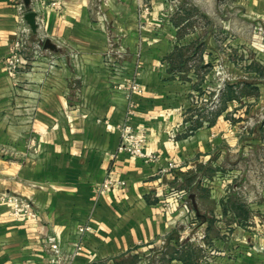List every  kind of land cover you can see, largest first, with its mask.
<instances>
[{
    "label": "crops",
    "instance_id": "0c3cea01",
    "mask_svg": "<svg viewBox=\"0 0 264 264\" xmlns=\"http://www.w3.org/2000/svg\"><path fill=\"white\" fill-rule=\"evenodd\" d=\"M244 1L246 16L264 25V0ZM19 3L26 14L37 13V32L20 19ZM140 4L0 0V192L31 199L38 212L36 220L19 218L0 206V264H49L55 241L60 264H137L139 254L189 234L181 230L183 213L169 196L176 188L195 194L197 222L219 250V264H264V186L255 187L251 168L242 170L243 181L248 175L254 181L247 184L253 193L247 200L240 184L231 190L219 179L209 186L203 182L225 166L235 172L252 155L247 143L264 138L247 136L243 143L224 112L211 127L181 133L194 82L187 81L190 74L171 71L179 67L175 60L170 69L161 62L190 45L188 37L177 39L185 23L166 20L159 6L147 12L140 42L145 90L128 93L114 86L125 75H113L105 53L111 38L124 32L123 42L136 52L139 20L133 6ZM22 23L32 40L41 41L43 53L30 54L14 78L4 59ZM126 125L146 134L145 148L157 160L145 162L119 149ZM107 178L125 184L99 189ZM83 226L91 229L81 233ZM168 264L186 263L174 257Z\"/></svg>",
    "mask_w": 264,
    "mask_h": 264
},
{
    "label": "rangeland",
    "instance_id": "374dc122",
    "mask_svg": "<svg viewBox=\"0 0 264 264\" xmlns=\"http://www.w3.org/2000/svg\"><path fill=\"white\" fill-rule=\"evenodd\" d=\"M95 3L99 6L102 0H95ZM156 6L165 9L166 20L171 18L175 22L185 23L186 26L178 31L177 39L188 37L190 43L172 58L161 62L162 66L170 69L171 62L175 60L179 67L171 71L177 75L190 74L192 79L187 81L194 82L191 108L185 111L181 133L192 135L200 127H211L217 116L224 112L226 119L231 122V128L235 129L234 132L243 143L247 136L264 138V25L259 19L246 16L244 0H157L154 3L152 0L149 3L143 0V4L137 8L133 6L139 20L136 29L140 40L135 45L138 47H134L136 52L132 53L123 42V38L128 35L124 32L121 36L111 38V45L105 53L106 66L113 75H119L120 72L125 75L124 79H115L114 86L131 90L130 85L138 83L140 90H145L142 78L145 61L140 42L144 38L142 29L148 26L146 14ZM33 41L37 40L33 38ZM32 52H26V57ZM132 58L134 62L128 63ZM186 75L184 77L188 78ZM5 145L15 148L12 144ZM247 145L252 155L241 159L239 170L234 172L228 170L231 166H225L223 170L205 176L203 182L206 186L213 185L219 179L231 190L238 189L237 185L240 184L247 193V184L254 181L251 175L243 181V177H246V172L243 174L242 171L245 166L247 169L250 167L254 174L255 187L264 186V142ZM1 150L7 151V148L1 145ZM252 195L248 192L242 198L247 200ZM193 211L198 214L192 204ZM259 224L263 229L264 219L261 218ZM181 228L189 232L184 239L171 245L162 243L139 254L137 264H168L169 258L174 257L184 259L189 264H219V250L210 242L200 222L193 224L183 218ZM225 255L232 257L234 254L228 252Z\"/></svg>",
    "mask_w": 264,
    "mask_h": 264
},
{
    "label": "built area",
    "instance_id": "2783aa9c",
    "mask_svg": "<svg viewBox=\"0 0 264 264\" xmlns=\"http://www.w3.org/2000/svg\"><path fill=\"white\" fill-rule=\"evenodd\" d=\"M55 5V3H54ZM20 9V19L23 23L25 20L26 8L23 3H19ZM22 23V26L19 29L18 37L14 41L10 52L6 55L4 59L5 70L9 75L14 78H17V75L21 71L24 65L28 63V57H26V52L33 51V57L39 56L43 53V48L41 41L34 42L31 38V29L29 26ZM31 45L33 48H30ZM131 90H127L128 93L131 92H142L140 90L139 84L134 83L130 85ZM132 109L129 110V113H132ZM146 134L142 131L138 132L135 128H132L129 125H126L122 128V143L119 147L120 150H125L131 155L137 156L143 159L145 162H151L157 160V156L149 152L145 148L146 143ZM125 184L124 181H113L111 178H107L100 186L99 189H107L112 184ZM170 198L177 204L178 210L183 213V218L192 221L193 224L197 222V214L195 211L192 212V203L190 198V193L185 189H174L170 192ZM8 206L10 209V214L15 217L28 216L33 219H38V212L36 211L33 201L23 195L17 193H4L0 192V206ZM90 226H83L79 228L81 233L89 231ZM51 253L49 264H56L61 262L60 253L61 247L58 241H55L51 244ZM77 252L75 248L73 254ZM71 255V254H70ZM62 256V255H61ZM60 257V258H59Z\"/></svg>",
    "mask_w": 264,
    "mask_h": 264
},
{
    "label": "water",
    "instance_id": "95a60500",
    "mask_svg": "<svg viewBox=\"0 0 264 264\" xmlns=\"http://www.w3.org/2000/svg\"><path fill=\"white\" fill-rule=\"evenodd\" d=\"M30 2H31V0H25L26 5H29ZM25 19L30 24V26L33 29V31L34 32H37V27H38V23H37V13L35 11H29L25 15ZM190 198L192 200V204H193L194 208L197 209V203H196V196H195V194H192L190 196Z\"/></svg>",
    "mask_w": 264,
    "mask_h": 264
},
{
    "label": "trees",
    "instance_id": "16d2710c",
    "mask_svg": "<svg viewBox=\"0 0 264 264\" xmlns=\"http://www.w3.org/2000/svg\"><path fill=\"white\" fill-rule=\"evenodd\" d=\"M186 262V261H185ZM186 264H189L188 262H186Z\"/></svg>",
    "mask_w": 264,
    "mask_h": 264
}]
</instances>
